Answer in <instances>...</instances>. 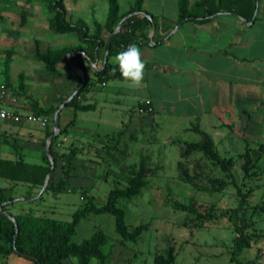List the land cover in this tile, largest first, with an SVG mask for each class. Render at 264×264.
Segmentation results:
<instances>
[{"label":"rangeland","instance_id":"rangeland-1","mask_svg":"<svg viewBox=\"0 0 264 264\" xmlns=\"http://www.w3.org/2000/svg\"><path fill=\"white\" fill-rule=\"evenodd\" d=\"M91 1L96 4L93 15L86 8V2L78 6L75 0H63L67 20L74 22L80 18L88 24L92 18L103 21L107 15L106 0ZM31 4L34 5L35 12L27 17H39L38 25L45 26L41 21L43 17H49V13L44 3L40 0H32ZM1 6H4V2L0 0V83H5L6 73L9 83L5 86L10 89L11 97L17 99L19 110L24 112V114L14 113L19 119L11 121L21 124L27 122L24 117L35 113L39 105L47 108L54 99L56 89L54 78L44 70L41 62L31 56L32 38L29 37L31 32L39 34V37L40 35L47 37L48 34L53 38L65 37L64 39L72 34L64 36L53 34L46 26L47 30L40 27L36 31L31 27L29 32L26 30L21 34L22 48L15 50L11 43L4 42L3 28L12 27V23L1 20L3 13ZM12 8L5 16L14 17L15 21H18L20 10L14 11ZM121 8L124 10L126 5L121 3ZM120 81L123 87H129L124 80ZM83 96L84 93L79 100L84 103L87 99ZM142 97L143 95L135 91L115 95L113 100L119 102L108 105L106 108L109 107L111 110L109 112L111 116L101 120L94 112L77 114L80 127L86 129L87 134L95 131L122 133L118 144L115 145L116 149L110 155H106L102 148L101 134H93L92 142L86 141L87 152L91 157L89 161L92 163L85 170L89 179L79 183L80 190L64 192L63 197L69 199V206L63 208L62 214L51 217L70 220L72 213L86 201L80 192L86 188L89 190L88 197H93L97 206L105 204L109 191L114 187L113 181L117 179L114 171H136L140 162L144 160L154 170V174L148 177V183L139 195L128 201H120L118 204L125 212L127 224L134 226L148 223V229L141 234L138 241L135 243L122 241L115 231L114 217L109 214H90L81 220L72 241L80 243L89 238L96 229H101L109 237V243L104 248L110 254L107 264L126 262L152 264L154 256L168 245H172L175 249L174 264H234L230 262L229 252L235 234L229 221L220 219L198 226L194 215L174 209L172 203L187 204L193 200L199 210L212 204L219 210L231 212L238 204L239 193H245L250 189L249 205H264V102L261 105L256 104V106L260 105L257 109L258 114L250 119V124L246 127L235 124V130L225 128L212 133L218 154L222 158L232 160L227 174L201 152L182 156L183 142L201 141L200 135L196 132L184 133L179 130L170 134L166 132L171 124L170 120L167 119L169 123L161 130H157L149 122L143 124L145 120L150 121L144 116L138 117L132 127H128L129 124H121V121L128 120L129 115L133 113L135 103ZM69 107L65 106L62 116L65 117L70 111L68 118L73 117V111ZM41 116L52 125L53 115ZM154 120L158 121V117ZM181 126H184V123ZM247 149L254 164L250 176H245L241 167L243 163L241 155ZM44 151V160L50 161L46 149ZM67 153L68 150L62 148L56 153L57 167L53 173L54 181L62 175L65 164L62 155ZM215 180L220 182H213ZM123 185L124 183L119 181V186ZM247 217L252 222L254 230L264 234V214H249ZM257 254L260 256L258 263L264 264V239L253 243L251 248L245 250L238 259L244 262L250 261ZM0 264H33V262L17 254L9 256L0 254ZM64 264H75V262L67 258Z\"/></svg>","mask_w":264,"mask_h":264},{"label":"crops","instance_id":"crops-1","mask_svg":"<svg viewBox=\"0 0 264 264\" xmlns=\"http://www.w3.org/2000/svg\"><path fill=\"white\" fill-rule=\"evenodd\" d=\"M75 1L79 6L87 0ZM90 1H87L85 6L93 15L96 4ZM117 1L119 15H125L123 19L127 18L129 8L135 0ZM195 1L197 0H189V4L192 5ZM1 2H4V6H1L3 9L1 20L12 23V27L4 26L3 28L4 42L11 43L15 50L22 48L21 34L24 31L29 32L31 27L34 31L40 27L45 28L44 30H47L46 27L50 29L51 13L46 7L49 17H43L44 22L41 21L42 24L45 23V27L38 25L39 17H27L35 12V7L31 4L32 0H1ZM121 3L126 5L124 10L121 8ZM255 5L254 13L248 18L219 12L206 21L189 20L177 24V0H143V12L140 14L151 15L157 21L156 28L154 25L149 26L145 36L140 34L130 43H135L141 49L146 62L143 86L123 87L119 79L98 82L94 71L103 68L108 52L105 47H102L94 62L78 60L90 77L89 83H92L83 96L87 99L84 104H91L94 107L88 112H94L99 120L108 118L111 116L109 114L111 110L106 107L112 102H119V100H113V97L135 91L143 97L135 103L133 113L129 115L128 120L121 121V124H129L128 127H132L138 117H143L136 114V108L146 99L151 101L153 113L144 116L150 121L145 120L143 124L149 122L157 130H161L170 120L171 124L166 131L170 134L179 130L184 133L194 132L191 128L198 126L214 141L212 135L214 132L225 128L234 129L235 124L246 127L250 124V119L258 114L257 109L264 102V0H256ZM10 8L14 11L20 10L18 21H15L14 17L5 16ZM21 13L25 14V24L22 26L20 25ZM105 20L106 18L103 21L92 18L88 24L79 18L72 23L83 22L87 25L89 32L93 33L94 22L103 25ZM52 33L55 34L53 31ZM38 35L31 32L29 36L32 38L30 47L32 58H34L36 40L41 51L75 47L80 44L75 34L66 37L67 39L53 38L48 34L47 37ZM101 38L105 43L109 39L105 29L101 31ZM76 54L72 56V59ZM79 54L84 57V54ZM115 55L109 58V62L113 63ZM49 75L54 78L56 89L54 99L48 107L57 106L58 109L78 87L79 75L70 68L66 60L57 64L55 74ZM6 88V108L13 113L24 114L21 109L19 110L17 99L11 97L10 89ZM257 103L260 105L256 106ZM38 107L43 108L42 105ZM64 108L65 104L58 114L59 129L64 132L54 140L53 151L55 156L60 148L67 149L68 152L75 151L76 154L72 160L74 168L68 182L69 188L57 194L42 190L45 179L42 186L32 185L22 179H14L12 165L4 163H23L26 167L21 173H17L21 177L28 175L31 166H45L47 161L43 157L44 149L49 138L47 134L53 130L52 125L48 124L47 127L42 128L30 122L16 124L11 120L0 121V190L14 198L13 203L8 207V212L11 214L30 212L49 218H53L51 215L62 214L63 208L69 206V199L63 197L64 192L80 190L79 183L89 179L85 170L92 163L89 161L91 157L87 152L86 141L92 142V135L96 133L102 136L113 133L95 131L87 134L86 129L81 128L77 120V114L80 112H75L72 107H69L73 111V117L68 118L70 111L65 117L61 115ZM155 117H158V121L154 120ZM72 120L73 123L69 124ZM183 123L184 126H181ZM72 182L75 183L71 184Z\"/></svg>","mask_w":264,"mask_h":264},{"label":"trees","instance_id":"trees-1","mask_svg":"<svg viewBox=\"0 0 264 264\" xmlns=\"http://www.w3.org/2000/svg\"><path fill=\"white\" fill-rule=\"evenodd\" d=\"M41 1L45 4L47 11L51 13V18L49 19L50 29L55 34H75L80 44L75 47L41 51L39 43L36 40L33 57L43 64L44 69L49 74L53 75L56 73L57 64L60 61H65L68 53H77L71 62L83 71L84 80L79 77L77 86L82 85V87L65 106L72 107L75 112L92 111L94 109L93 105L84 104L79 100L81 94L89 86H92V83H89L90 77L78 60L84 59L94 62L99 49L105 47L108 51L106 62L101 70L94 71L97 81L106 82L110 79L123 80L118 69L113 73V69L117 68V65L109 62V58L123 51L121 47L129 45L138 35L143 34L145 36V32L149 26L154 25L156 28L157 21L151 15L140 14L143 12V0H135L127 13L129 16L125 19H123L125 15H119L118 1L107 0L108 11L105 23L101 25L98 22H94L93 33H90L85 23H72L67 20L63 0ZM255 2L256 0H197L190 5L189 0H177V24H182L189 20L206 21L219 12H227L248 18L255 11ZM119 22H121L120 29L114 33L116 25ZM24 24L25 14L21 13L20 25ZM102 29H105L109 34V39L106 43L101 38ZM79 53L84 54V57ZM4 75L5 85H8V75L6 73ZM56 110L57 106L38 108L34 114L54 115ZM72 123L73 120L69 124ZM191 129L200 135L201 141L183 142L182 156L186 157L191 153L201 152L208 160L218 165L228 174L232 160L222 158L218 154L215 143L207 132L201 130L198 126H194ZM59 132L58 135L53 137L48 146L49 157L53 161V169L51 170L50 161L46 160L45 166H31L28 170V175L21 177L17 173H21L23 168L26 167L23 163L12 164L4 162L12 165L14 179H22L32 185L42 186L46 175L51 173L44 192L57 194L69 188L68 182L71 177V171L74 168L72 160L76 154L75 151L62 155L65 162L62 176L57 181L53 180V173L57 167V158L53 151V144L54 140L64 131L59 129ZM121 133L106 134L100 137V142L106 155H110L116 149L115 145L118 144ZM52 135L53 130L48 132L47 137ZM241 158L243 159L242 170L245 172V176H250L254 164L248 149L241 155ZM114 174L117 179L113 181L114 187L109 191L105 204L97 206L93 197H88L89 190L86 188L81 191L86 201L72 213L71 219L68 221L35 215L30 212L11 214L8 212V207L13 203L14 198L10 195H5L0 190L1 211L11 216L17 225L16 232L13 221L0 214V254L2 256L10 254L23 256L26 254L34 258V260L30 259L33 264H64V260L67 258L73 259L75 264H91L92 262L95 264H107L110 260V254L104 248L109 243V237L101 229H96L89 238L82 240L80 243H75L72 241V237L76 228L81 220L90 214H109L114 217L115 231L119 238L126 242H137L141 234L148 229L149 225L148 223H140L134 226L127 224L125 212L118 204L120 201H128L139 195L141 190L147 185L148 177L154 174V170L142 160L136 171H114ZM103 178L105 179V176ZM119 181H122L124 185L119 186ZM213 182L218 183L220 181L215 180ZM250 194V189L245 193L240 192L238 204L231 212L219 210L212 204L203 210H199L193 200H190L187 204L173 202L172 207L181 212L194 215L198 221V226H203L206 222L226 219L231 223L235 234L229 252L230 262L234 264H260L258 263L260 257L258 254L250 261L244 262L238 259L245 250L251 248L253 243L264 239V234L255 231L252 222L247 217L249 214H264V205H249ZM174 262L175 249L172 245H168L162 252L154 256L152 264H174ZM125 264L131 263L126 262Z\"/></svg>","mask_w":264,"mask_h":264},{"label":"clouds","instance_id":"clouds-1","mask_svg":"<svg viewBox=\"0 0 264 264\" xmlns=\"http://www.w3.org/2000/svg\"><path fill=\"white\" fill-rule=\"evenodd\" d=\"M113 63L118 69L122 79L129 87L139 88L143 86L145 78L146 62L143 59L141 49L135 44H129L123 51L117 53L113 58Z\"/></svg>","mask_w":264,"mask_h":264},{"label":"built area","instance_id":"built-area-1","mask_svg":"<svg viewBox=\"0 0 264 264\" xmlns=\"http://www.w3.org/2000/svg\"><path fill=\"white\" fill-rule=\"evenodd\" d=\"M128 45L122 46L121 49L124 50ZM7 96V88L4 84L0 83V121L13 120L17 121L19 117L13 112L8 110L5 106V99ZM153 113V106L151 101L146 99L143 100L136 108V114L139 116H147ZM24 120L30 123L38 124L40 127L45 128L49 124L47 119L43 116L38 115H27Z\"/></svg>","mask_w":264,"mask_h":264},{"label":"water","instance_id":"water-1","mask_svg":"<svg viewBox=\"0 0 264 264\" xmlns=\"http://www.w3.org/2000/svg\"><path fill=\"white\" fill-rule=\"evenodd\" d=\"M136 14H138V13H136ZM120 26H121V22H119V23L116 25V28H115V30H114V33H116V32L119 31ZM74 54H76V53H75V52L68 53L67 56H66V61H67V63L69 64L70 68H71L73 71H75V72L79 75V77H81V78L84 80V74H83V72H82L80 69H78V68H77V67L71 62V60H70V58H71ZM81 87H82V85L79 86V87H77V88L73 91V93L67 98V100H66L62 105L59 106V108L55 111V113H54V115H53V119H52L53 135L50 136V137L48 138V140H47V144H46V153H47L48 156H49L48 146H49L50 142L52 141L53 137L56 136V135H58V133H59V124H58V114H59V111H60V109L63 107L64 104H66L67 102H69V101H70V100H71V99L77 94V92L81 89ZM50 164H51V170H52V169H53V161L51 160V158H50ZM50 176H51V173H48V174L46 175L45 183H44V185H43V189H42V190H44V188L46 187V185H47V183H48V180H49ZM4 204H5V203H4ZM0 214H2L3 216L9 218L11 221H13V223H14V225H15V231L17 232V225H16L14 219H13L11 216H9L7 213L1 211V207H0ZM23 256L26 257V258H28V259H33V260H34V258H33L32 256H29V255H26V254H24Z\"/></svg>","mask_w":264,"mask_h":264}]
</instances>
